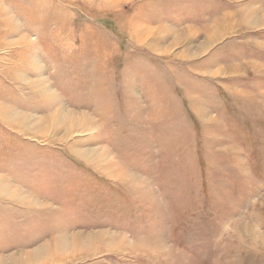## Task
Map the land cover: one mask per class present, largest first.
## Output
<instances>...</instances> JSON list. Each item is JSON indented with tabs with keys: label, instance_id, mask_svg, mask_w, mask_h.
<instances>
[{
	"label": "rangeland",
	"instance_id": "rangeland-1",
	"mask_svg": "<svg viewBox=\"0 0 264 264\" xmlns=\"http://www.w3.org/2000/svg\"><path fill=\"white\" fill-rule=\"evenodd\" d=\"M0 264H264V0H0Z\"/></svg>",
	"mask_w": 264,
	"mask_h": 264
},
{
	"label": "bare ground",
	"instance_id": "bare-ground-1",
	"mask_svg": "<svg viewBox=\"0 0 264 264\" xmlns=\"http://www.w3.org/2000/svg\"><path fill=\"white\" fill-rule=\"evenodd\" d=\"M59 113H60V112H59ZM59 113H57V115H58ZM71 114H72V113H71ZM64 115H65V114H64ZM58 116H59V115H58ZM58 116H57V117H58ZM61 117H62V116H61ZM61 117L59 116V118H61ZM64 117H65V116H64ZM66 117H67V116H66ZM59 118H58V119H59ZM62 119H63V118H62ZM70 119H71V118H70ZM65 120H66V118H65ZM61 121H63V120H61ZM72 121H73V120H71V122H72ZM80 121H81V120H80ZM88 121H89V120H88ZM72 123H73V122H72ZM90 125H91V124H90ZM77 236H78V235H77ZM77 236H76V237H77ZM78 238H79V237H78ZM79 239H80V238H79Z\"/></svg>",
	"mask_w": 264,
	"mask_h": 264
}]
</instances>
